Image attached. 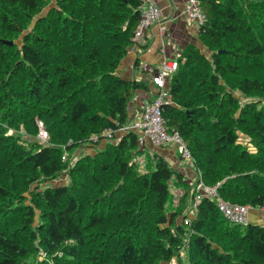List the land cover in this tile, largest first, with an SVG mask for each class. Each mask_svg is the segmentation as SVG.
I'll return each instance as SVG.
<instances>
[{"label": "trees", "instance_id": "trees-1", "mask_svg": "<svg viewBox=\"0 0 264 264\" xmlns=\"http://www.w3.org/2000/svg\"><path fill=\"white\" fill-rule=\"evenodd\" d=\"M139 5L0 0V264H264V225L229 221L212 197L193 206L195 182L120 131L146 88L116 73L139 42ZM199 5L202 47L176 56L161 113L205 185L258 206L264 0Z\"/></svg>", "mask_w": 264, "mask_h": 264}, {"label": "built area", "instance_id": "built-area-1", "mask_svg": "<svg viewBox=\"0 0 264 264\" xmlns=\"http://www.w3.org/2000/svg\"><path fill=\"white\" fill-rule=\"evenodd\" d=\"M140 19L134 30V39L140 40L145 31L160 18V10L154 0H140ZM185 14L192 19L199 27L204 19V13L199 5V0H186L184 4ZM177 67L175 59H164L161 62L160 69L151 76V82L156 88V94L145 100L138 114V117L120 128V131L133 130L136 133V140L139 146L150 145L155 148H163L168 145H176L179 154L186 158L191 159L189 148L186 146L182 137L175 130H168L165 123V118L161 113V104L168 98L166 90V79L172 74ZM39 131L38 138L40 140L47 139V132L43 129L38 122ZM111 135V131H107V137ZM200 192L193 199V206H195L201 196L212 197L218 211L229 221L246 225L251 222V212H258L259 218H264V200L258 206L249 204L233 203L222 199L218 196L215 186H206L202 181H199L196 186ZM187 222V219H184Z\"/></svg>", "mask_w": 264, "mask_h": 264}, {"label": "crops", "instance_id": "crops-1", "mask_svg": "<svg viewBox=\"0 0 264 264\" xmlns=\"http://www.w3.org/2000/svg\"><path fill=\"white\" fill-rule=\"evenodd\" d=\"M160 10V18L145 31L143 37L132 45L120 61L116 73L126 79L144 82L146 88L135 91L128 103L129 120L138 117L142 103L156 94L151 76L156 73L164 59H175L189 44L202 47L198 38V26L184 12L186 0H154ZM147 148L159 153L175 168L181 165L174 144L164 148ZM181 170V169H180ZM188 178H192L193 170H181ZM251 221H260L258 213L251 212Z\"/></svg>", "mask_w": 264, "mask_h": 264}, {"label": "rangeland", "instance_id": "rangeland-1", "mask_svg": "<svg viewBox=\"0 0 264 264\" xmlns=\"http://www.w3.org/2000/svg\"><path fill=\"white\" fill-rule=\"evenodd\" d=\"M167 147V146H166ZM164 148V147H163ZM175 150H176V152H177V155L179 156V159L180 160H182V163H181V165L180 166H178L177 168H175L174 166H173V164L170 162V161H168L169 162V164L172 166V167H174L175 169H177V170H179L180 172H181V170L183 169V168H189V169H192L193 170V177L192 178H188V176H186L184 173V177H185V179H186V181L188 182V183H190V184H193L194 182H195V184H196V186H197V183L199 182V181H201V179H200V173L197 171V170H195L194 169V167H193V165H192V158L191 159H186V158H184V157H182L180 154H179V152H178V149H177V147H176V145H175ZM145 158L146 157V155H142V156H139L138 158L140 159V158ZM181 169V170H180ZM199 178V179H198ZM197 179V180H196ZM65 180V175H61L59 178H57L55 181H52V182H54V183H56V184H58V183H62L63 181ZM204 184V183H203ZM205 185V184H204ZM207 186V185H206ZM209 187H211V186H209ZM196 189H197V192H196V195L200 192V189H198L197 187H195ZM174 193L176 194V195H178L179 194V192H181V189H179V188H177V189H175L174 188ZM194 199V198H193ZM176 203V202H175ZM258 212H256V214H257ZM258 215H259V213H258ZM254 222H256V223H259V224H262V225H264V218L262 219V220H260V221H254ZM182 252V251H181ZM177 256H174L167 264H177Z\"/></svg>", "mask_w": 264, "mask_h": 264}, {"label": "water", "instance_id": "water-1", "mask_svg": "<svg viewBox=\"0 0 264 264\" xmlns=\"http://www.w3.org/2000/svg\"><path fill=\"white\" fill-rule=\"evenodd\" d=\"M7 43H11V41H6Z\"/></svg>", "mask_w": 264, "mask_h": 264}]
</instances>
